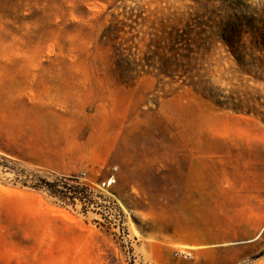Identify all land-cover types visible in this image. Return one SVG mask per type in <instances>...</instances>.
Returning <instances> with one entry per match:
<instances>
[{
  "label": "rangeland",
  "instance_id": "obj_1",
  "mask_svg": "<svg viewBox=\"0 0 264 264\" xmlns=\"http://www.w3.org/2000/svg\"><path fill=\"white\" fill-rule=\"evenodd\" d=\"M202 157L264 178V0H0V264H264Z\"/></svg>",
  "mask_w": 264,
  "mask_h": 264
},
{
  "label": "crops",
  "instance_id": "obj_2",
  "mask_svg": "<svg viewBox=\"0 0 264 264\" xmlns=\"http://www.w3.org/2000/svg\"><path fill=\"white\" fill-rule=\"evenodd\" d=\"M69 149H71L70 146ZM63 153L67 152L63 151ZM86 153L88 154V151ZM68 154L71 156L72 151L70 150ZM201 159L203 160H189L181 168V173L185 175L183 183L185 193L189 196L201 195L202 205H217L220 215L226 214L225 209L233 205L237 212L227 215L230 226L264 227V178L258 177L256 162L247 160V158L233 163L229 161L214 162L208 157ZM57 168L62 172L70 170L69 167ZM230 193L234 195L233 198L228 196ZM191 202H194V199ZM171 234L176 239L186 242H230L233 239L228 234L217 238H204L192 233L189 229L179 228H175ZM249 240V235H245L240 241Z\"/></svg>",
  "mask_w": 264,
  "mask_h": 264
},
{
  "label": "built area",
  "instance_id": "obj_3",
  "mask_svg": "<svg viewBox=\"0 0 264 264\" xmlns=\"http://www.w3.org/2000/svg\"><path fill=\"white\" fill-rule=\"evenodd\" d=\"M109 182L104 181V185H110L112 182L115 181L114 176L112 178L108 179ZM174 256L177 258H192L193 257V251L188 248H179L174 251Z\"/></svg>",
  "mask_w": 264,
  "mask_h": 264
}]
</instances>
